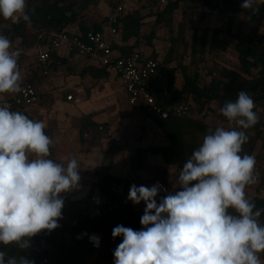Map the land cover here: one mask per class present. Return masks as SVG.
<instances>
[{
    "label": "clouds",
    "instance_id": "obj_1",
    "mask_svg": "<svg viewBox=\"0 0 264 264\" xmlns=\"http://www.w3.org/2000/svg\"><path fill=\"white\" fill-rule=\"evenodd\" d=\"M264 0H243L242 9L259 13ZM0 17L30 23L27 0H0ZM21 52L0 34V94L20 93ZM252 96L241 90L220 114L229 125L204 135L200 146L178 172L173 191L158 182L130 186L127 199L144 202L142 228L117 225L112 237H123L114 264H264V209L246 195L260 182L254 156L244 153L246 130L259 122ZM42 120L30 119L10 105L0 106V245L26 250L30 238L60 227L62 193L78 190L80 162L66 166L50 158L54 140ZM161 192L167 193L157 197ZM232 210V211H230ZM92 240L98 244L99 238ZM0 264H35L26 256L0 250Z\"/></svg>",
    "mask_w": 264,
    "mask_h": 264
},
{
    "label": "trees",
    "instance_id": "obj_2",
    "mask_svg": "<svg viewBox=\"0 0 264 264\" xmlns=\"http://www.w3.org/2000/svg\"><path fill=\"white\" fill-rule=\"evenodd\" d=\"M203 2L211 6L208 0H203ZM108 6L112 9L114 7L113 2L109 1ZM178 7V2L171 1L162 11L156 12L155 25L164 24L171 28L172 17ZM226 10L244 14L252 24L258 26L264 24V5H260L259 13L252 14L249 10L242 9L234 0H227ZM27 13L31 18L30 23L21 20L19 23L12 22L11 26L0 27V34L6 36L11 41L12 46L16 41H20L22 51L36 47L37 33L40 29L63 31L77 25L78 34L85 35L90 31L103 32L108 21V18H105L100 24L87 27L80 20V8L77 0H27ZM142 25L143 17L138 14H128L119 24L122 41L128 43L131 40H142ZM70 33L77 34L72 31ZM155 38L156 32L152 31L149 43ZM137 46L136 43L131 47L122 49V55L126 56L137 51ZM202 48L205 49V45ZM236 52L242 71L250 79L240 80L237 74L223 70V77L238 79V83L241 82L239 86L228 88L225 92L215 83H212L211 86L201 87L198 76H195V78L186 77L182 88L176 89V68L169 67L172 63L171 50L169 56L163 62H160L155 54L150 55L152 59L158 62L156 74L151 78V90L156 103L161 107L186 104L190 109L185 118L171 117L168 120H157L148 115L152 118L161 135L166 138L168 145L139 147L130 151L128 165L132 173H139L144 170L149 156H161L168 167H174L179 172L192 152L200 146L195 142L191 143L188 138L192 137L197 131L205 132L207 127L202 120L194 115L195 110L189 100L197 105V112L203 113L205 107L210 103L218 102L223 106L227 101H234L237 98V93L244 90L252 96L256 108L258 106L264 107V33L258 41H246L237 44ZM88 71L96 73L94 77L98 78H108L110 76V71L107 68H91ZM253 71H256V76H254ZM234 82H237V80ZM29 84L34 86L31 81ZM256 108L254 111L257 112ZM140 111L147 115L143 109ZM250 129L256 130L257 135L253 138V142L260 139L262 141L261 151L264 153V138L261 136L260 122ZM83 136L84 132L81 133V138L82 142L85 143ZM252 149L251 146L249 155H251ZM117 181L120 182V180L110 175L109 167L98 169L96 181L90 189L92 195L89 200L96 194L101 203L93 205L94 207L90 210H82L80 212L82 217L76 224L71 225L59 220L60 227L57 229L51 232L45 230L31 237L28 249L21 250L16 248L15 245L7 247L0 245V250L7 252L8 255L29 257L35 261V264H84L96 252L84 244L67 241L64 235L66 233L76 234L89 231L103 235L104 250L99 254L105 257V264H114V247L122 242L123 237L113 238V228L117 225H123L134 230H140L142 228L140 218L143 215L137 213L132 203L125 196L112 189V185ZM262 182L264 184V170L262 172ZM251 200L256 203L258 208L264 209V199L255 197ZM108 207L111 208V211H108ZM260 221L264 223V214L261 215ZM261 254L264 259V253Z\"/></svg>",
    "mask_w": 264,
    "mask_h": 264
},
{
    "label": "rangeland",
    "instance_id": "obj_3",
    "mask_svg": "<svg viewBox=\"0 0 264 264\" xmlns=\"http://www.w3.org/2000/svg\"><path fill=\"white\" fill-rule=\"evenodd\" d=\"M171 1L179 4L178 10L173 14L171 28L164 24L156 26L155 13L162 11ZM208 1L211 6L206 5L203 0H167V4L164 6H160L159 1L154 0H133L132 14L143 17L141 28L143 39L139 41L132 40L131 43L138 44L136 48L138 51L148 55L155 54L160 62H163L169 56L171 50L172 63L169 67L176 68V89L182 88L186 77L195 78V76H198L201 87L211 86L212 83H215L225 92L228 88L239 86L241 82L238 83V79L223 77V70L237 74L240 80L250 79L241 69L236 45L246 41H258L264 33V24L262 26L252 24L244 14L227 11V0ZM234 1L239 5L243 3V0ZM77 4L80 8V20L87 27L100 24L106 18L108 12V1L106 0H77ZM11 24L10 19L5 20L0 17V27L11 26ZM73 28L76 29L77 25ZM152 31L156 32V38L150 40L151 43H149ZM217 31L218 33H216ZM203 45H205V49L202 48ZM253 74L256 76V71H253ZM235 80L237 82H234ZM87 89V99H91L92 96H95L96 99L101 98L103 108H130L129 117H126L131 121L129 132L125 136L122 133L118 135V142L121 143V146L112 145L110 147L114 155L122 153L120 155L122 159H119L118 162L120 172H118V177H115L120 182L117 181L113 184L112 189L127 198L130 186L133 184L151 187L158 182L169 192L178 187L175 184L178 175L177 169L168 167L161 156H149L144 170L139 173L130 171L128 165L130 151L141 146H165L168 145V142L153 124L151 117L140 110L131 108L118 81L113 82L111 91L110 87L109 90L106 89V86L99 89V86L92 84ZM189 102L195 110L194 115L202 120L207 127L205 132L197 131L192 137H189L188 140L191 143L201 144L204 135L217 126L234 127V125H229L227 119L220 114V108L222 107L220 103H210L205 107L203 113H199L196 111L197 105L191 100ZM256 109L260 118L261 136L264 138V107L258 106ZM246 134L249 139L243 146L244 153L248 154L250 147H253L251 155L256 159V170L260 174V182L246 188V195L249 199L255 197L264 199L262 141L258 139L253 142V138L257 135L256 130L248 129ZM124 137L127 138L126 141L129 143L125 144ZM87 179L92 180V171L87 175V178H84V180ZM166 194L161 192L157 197V202L159 203L160 197ZM89 197L84 201L82 210L87 211L94 207L90 204ZM66 205L64 203L62 210L65 216L64 222L71 225L76 224L82 217L80 213L82 210L65 213L67 212ZM132 205L137 213L144 214V208L146 207L144 202L139 205L132 203ZM260 255L261 259L264 260L262 254ZM84 264H105V257L96 253Z\"/></svg>",
    "mask_w": 264,
    "mask_h": 264
},
{
    "label": "crops",
    "instance_id": "obj_4",
    "mask_svg": "<svg viewBox=\"0 0 264 264\" xmlns=\"http://www.w3.org/2000/svg\"><path fill=\"white\" fill-rule=\"evenodd\" d=\"M106 1L109 2V0ZM133 8L132 1L128 14H132ZM112 10L113 8L110 9L108 6L106 18L110 16ZM69 30L78 33L74 28ZM104 32L108 35L107 28ZM131 41L123 42L119 35L114 48L116 47L115 50L122 54V49L134 45ZM12 48L20 50L18 63L24 79L28 83L33 82L39 93V102L36 106L15 111L22 112L30 119L44 121L46 134L54 140L50 158L64 163L65 166L67 160L72 157L79 160L81 177L79 189L61 195L67 204L65 213H71L73 210L81 211L84 201L89 197L91 186L96 181L98 169L109 167L110 175L118 177V172H120L118 162L122 159L120 156L122 153L114 155L110 147L112 145L121 146L118 142V135L121 133L124 136L127 135L131 125V121L126 119L129 117L130 108H103L101 98L96 99L92 96L91 99H87V88L92 84L99 86V89L106 86L109 90L110 87L111 91V85L117 80L128 100L125 89L112 72L108 78L94 77L96 73L88 71L91 68L99 69L94 61L69 55L64 49L53 53L50 73L48 76H42L33 70V63L37 58L36 48L22 51L19 40ZM71 94L78 102L67 100V96ZM3 99V95L0 94V102ZM82 132H84L85 143L82 142ZM126 140L127 138L124 137L125 144L129 143ZM146 147L149 146H141V148ZM90 171H92V180H84ZM62 216L60 221L65 219L63 212Z\"/></svg>",
    "mask_w": 264,
    "mask_h": 264
},
{
    "label": "built area",
    "instance_id": "obj_5",
    "mask_svg": "<svg viewBox=\"0 0 264 264\" xmlns=\"http://www.w3.org/2000/svg\"><path fill=\"white\" fill-rule=\"evenodd\" d=\"M109 1L113 2L114 7L107 21L108 35L104 31H90L81 35L71 34L69 30L40 29L36 38L37 58L33 63V70L42 76H48L52 54L64 49L69 55L92 60L97 67L107 68L115 74L125 89L131 108L143 109L147 115L157 120L186 117L190 109L186 104L161 107L156 103L151 90V78L158 69L156 60L140 51L123 56L114 49L116 38L120 35L119 24L127 16L133 0ZM158 3L160 6H164L167 4V0H159ZM18 66L22 74L19 63ZM22 77L21 87L24 90L15 94H2L4 99L0 102V106L7 104L10 105L12 111H15L38 104V90L25 81L23 74ZM67 100L78 102L72 94L67 96ZM100 203L101 200L96 194L90 198L91 205ZM107 209L111 211L110 207ZM64 236L67 241L84 244L96 253L104 250V238L99 233L82 231L76 234L66 233ZM93 236L99 238L98 244L92 240Z\"/></svg>",
    "mask_w": 264,
    "mask_h": 264
}]
</instances>
